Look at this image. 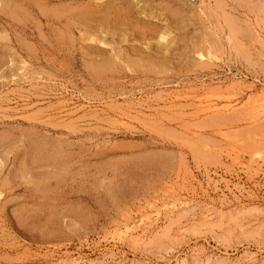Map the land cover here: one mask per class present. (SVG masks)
I'll return each instance as SVG.
<instances>
[{
	"label": "rangeland",
	"instance_id": "374dc122",
	"mask_svg": "<svg viewBox=\"0 0 264 264\" xmlns=\"http://www.w3.org/2000/svg\"><path fill=\"white\" fill-rule=\"evenodd\" d=\"M0 264H264V0H0Z\"/></svg>",
	"mask_w": 264,
	"mask_h": 264
},
{
	"label": "bare ground",
	"instance_id": "6f19581e",
	"mask_svg": "<svg viewBox=\"0 0 264 264\" xmlns=\"http://www.w3.org/2000/svg\"><path fill=\"white\" fill-rule=\"evenodd\" d=\"M101 1H102V0H101ZM93 3H94V2H93ZM114 3H115V1H114ZM118 3H119V2H118ZM97 6H98V5H97ZM5 7H6V6H5ZM114 7L116 8V5H115ZM57 8H58V7H57ZM108 8H109V7H108ZM110 9H112V7H111ZM106 10H107V9H106ZM117 10H118V7H117L116 11H117ZM131 10H132V9H131ZM98 11H99V9H98ZM119 11H121V10L119 9ZM109 12H110V11H109ZM95 13H96V12H95ZM101 14H102V13H101ZM117 14L119 15V12H118ZM117 14H116V18L118 17ZM120 14H121V13H120ZM86 15H87V14H86ZM105 15H106V14H105ZM110 15H111V14H110ZM128 15H129V14H128ZM93 16H95V15H93ZM111 16H112V15H111ZM125 16H126V15H125ZM84 17H85V16H84ZM84 17H83V18H84ZM102 17H103V16H102ZM104 17H105V16H104ZM79 18H80V16H79ZM93 18H94V17H93ZM116 18H115V20H116ZM101 19H102V18H101ZM103 19H104V18H103ZM103 19H102V20H103ZM127 19H128V18H127ZM108 20H109V19H108ZM92 21H93V20H92ZM131 21H132V20H131ZM131 21H130V22H131ZM133 21H134V17H133ZM86 22H87V21H86ZM125 22H126V21H124V23H125ZM97 23H98V22H97ZM117 23H118V22H117ZM120 23H121V22H120ZM103 25H104V24H103ZM110 26H111V25H110ZM136 26H137V25H136ZM116 28H117V27H116ZM112 29H113V28H112ZM113 30H114V29H113ZM160 32H161V31H160ZM162 32H163V31H162ZM164 32H165V31H164ZM164 32H163V34H161V35L159 36V39H161V40H166V37H168V36H167V33H166V32L164 33ZM93 41H94V40H93ZM237 44H238V43H237ZM125 49H126V48H125ZM132 49H133V48H132ZM133 50H134V49H133ZM98 51H99V50H98ZM104 51H105V49H104ZM194 51H195L194 53H195L196 55H197V53H198V56H199V57H203V56H205L203 52H200V51H199V49H198L199 52H196V50H194ZM121 52H122V51H121ZM139 52H140V51H139ZM135 53H137V51H136ZM208 53H209L211 56H213L210 52H208ZM117 55L121 56L120 53H117ZM117 55H116V57H113V58H114V59L117 58ZM214 55H215V54H214ZM207 56H208V55H207ZM111 57H112V56H111ZM215 57H217V55H216ZM109 58H110V57H109ZM120 58H121V57H120ZM124 58H125V57H124ZM124 58H123V59H124ZM129 58H130V57H129ZM110 59H111V58H110ZM126 59H127V57H126ZM200 59H202V58H200ZM106 60H107V59H106ZM115 60H116V59H115ZM119 60H120V59H119ZM119 60H118V61H119ZM207 60H208V59H207ZM104 61H105V60H103V62H104ZM113 61H114V60H113ZM116 61H117V60H116ZM120 61H121V60H120ZM120 61H119V62H120ZM132 61H134V60H132ZM132 61H129V63L132 62ZM137 61H138V60H137ZM103 62H102V63H103ZM126 62H128V61H126ZM102 63H101V64H102ZM113 63H114V62H113ZM115 63H117V62H115ZM123 63H125V62H123ZM133 63H134V62H133ZM202 63H203V62H202ZM98 64H99V63H98ZM121 64H122V62H121ZM152 64H153V63H152ZM105 65H106V66L109 65V61H108V60L104 62V65H103V66H105ZM118 65H119V64H118ZM127 65H128V64H126L125 66H127ZM130 65H133V64L130 63ZM130 65H128V66H130ZM107 67H108V66H107ZM110 67H111V66H110ZM111 68H112V67H111ZM111 68H109V69H111ZM128 69H129V68H128ZM133 70H134V69H133ZM102 73H103V72H102ZM209 105H210V104H209ZM211 105H212V106H209V107H212V108H218V107H216L217 105H214V104H211ZM221 107H222V106H221ZM225 108H226V107H225ZM206 109H207V108H206ZM209 109H211V108H209ZM211 110H212V109H211ZM218 110H219V109H218ZM221 110H222V109H221ZM230 110H231V109H230ZM127 225H128V224H127ZM134 226H135V225H134ZM134 226H133V227H134ZM141 226H142V225H141ZM146 226H147V225H146ZM131 227H132V224H131ZM135 227H136V226H135ZM129 229H130V228H129ZM135 229H136V228H135ZM133 230H134V229H133ZM125 231H126V230H125ZM136 231H137V230H136ZM127 234H128V233H127Z\"/></svg>",
	"mask_w": 264,
	"mask_h": 264
}]
</instances>
